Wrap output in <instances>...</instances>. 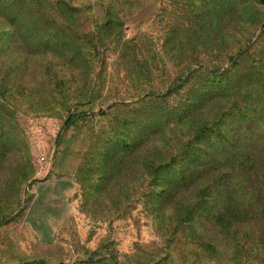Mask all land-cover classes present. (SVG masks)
I'll return each instance as SVG.
<instances>
[{"label": "rangeland", "instance_id": "1", "mask_svg": "<svg viewBox=\"0 0 264 264\" xmlns=\"http://www.w3.org/2000/svg\"><path fill=\"white\" fill-rule=\"evenodd\" d=\"M74 1L78 18L61 26L74 33L27 57L32 85L17 96L11 138L0 148V264H264L261 175L219 187L223 212L192 220L183 208L207 181L148 197L143 158L167 152L186 125L154 137L113 179L93 172L100 128L183 80L168 96L176 99L198 80L194 69L263 66L264 0ZM69 115L76 118L65 127Z\"/></svg>", "mask_w": 264, "mask_h": 264}, {"label": "trees", "instance_id": "2", "mask_svg": "<svg viewBox=\"0 0 264 264\" xmlns=\"http://www.w3.org/2000/svg\"><path fill=\"white\" fill-rule=\"evenodd\" d=\"M76 5L74 0H0V148L11 138L9 123L18 105L17 96H24L26 85H32L34 76L28 70L27 57L43 41H62L70 37L67 32L74 33L61 26L78 18ZM49 28H53L50 33ZM189 75L198 80L176 99L168 96L180 92L183 80L161 99L127 111L129 118H117L107 128H100L93 172L101 181L113 179L119 166L133 165L138 158L131 155L154 137L172 125L184 124L187 133L177 136L167 152L145 156L143 164L152 200L173 197L195 180L207 181L198 199L183 208L192 220L203 211L209 215L223 212L218 202L224 194L219 187L233 180L264 177V63L244 72L199 67ZM235 95L241 102L233 101ZM220 101L214 115L201 116L208 104ZM75 118L67 116L64 126ZM22 264L48 263L36 259Z\"/></svg>", "mask_w": 264, "mask_h": 264}, {"label": "built area", "instance_id": "3", "mask_svg": "<svg viewBox=\"0 0 264 264\" xmlns=\"http://www.w3.org/2000/svg\"><path fill=\"white\" fill-rule=\"evenodd\" d=\"M42 158V157H41Z\"/></svg>", "mask_w": 264, "mask_h": 264}]
</instances>
